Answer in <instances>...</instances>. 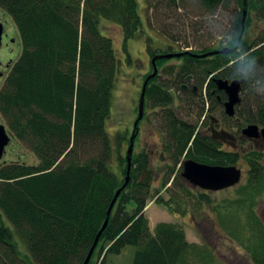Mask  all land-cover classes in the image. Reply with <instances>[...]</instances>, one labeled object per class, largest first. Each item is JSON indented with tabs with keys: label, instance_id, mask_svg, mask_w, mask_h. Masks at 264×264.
<instances>
[{
	"label": "trees",
	"instance_id": "1",
	"mask_svg": "<svg viewBox=\"0 0 264 264\" xmlns=\"http://www.w3.org/2000/svg\"><path fill=\"white\" fill-rule=\"evenodd\" d=\"M224 1L200 3L214 12ZM238 3L240 10L231 32L217 47L179 50L170 45L159 49L147 39L151 72L144 80L153 72V57L182 52L155 61L157 74L148 79L145 90L144 107L156 108L162 154H167L170 162L168 175L161 182L168 198L151 194L153 171L148 152L133 149L129 181L107 215L116 191L125 182L127 159L122 144L126 140L129 145L130 137L127 132H117L113 143L107 132L119 60L100 22L106 19L121 27L126 50L127 41L142 34L139 2L0 0L22 46L0 89V118L13 138L25 142L38 158L35 164L23 160L0 164V264H82L106 218L108 223L87 264H106L109 255L120 254L127 246L134 248L131 264H210L209 251L188 242L179 224L161 221L150 228L144 214L150 199L178 214L189 207L192 214L200 213L212 204L209 191L186 185L181 176L185 159L226 166L241 161L246 165V180L236 189V196L212 207L218 222L253 264H264V223L256 212L257 197L264 188V153L253 147L241 150L230 142L235 128L239 132L251 123L264 126V94L252 90L264 87V31L249 36L251 13L263 17L264 0ZM243 10L246 17L239 39ZM223 47L233 50L196 56ZM171 60L177 63L168 64ZM127 61L131 62L130 56ZM161 72L174 76L176 83H165ZM188 76L195 84L186 92L179 82ZM215 78L241 80V91L249 90L255 96L252 105L243 109L239 105L234 116H227L223 106L226 95L217 89ZM194 86L199 89L201 103L196 120H191L174 110L178 96L173 87L190 102L196 96ZM146 117L144 110L140 121ZM207 125L210 134L201 130ZM238 139L241 143L249 140ZM88 148L92 154L80 159V150ZM113 156L117 172L109 166ZM202 231L206 233V228ZM14 232L25 241L31 258L20 256Z\"/></svg>",
	"mask_w": 264,
	"mask_h": 264
},
{
	"label": "rangeland",
	"instance_id": "2",
	"mask_svg": "<svg viewBox=\"0 0 264 264\" xmlns=\"http://www.w3.org/2000/svg\"><path fill=\"white\" fill-rule=\"evenodd\" d=\"M138 2L139 12L143 21L142 34L141 36L129 39L126 44V50L123 49V32L121 27L106 19H101L100 22L101 31L111 37L117 59L119 60V70L115 86L112 90L111 114L107 119L106 126L107 132L113 139V143L117 132H127V137H130L134 130V121L138 113L136 108L138 107L144 75L151 72L147 39L151 38V46L159 49H166L170 45L179 50L217 47L220 42H225L226 37L231 32L236 15L240 10L238 0H225L214 12L206 10L201 5L200 0H178L177 2L172 0H138ZM251 17V28L253 30L249 32L250 38L254 37L260 30L264 31V16L262 17L253 11ZM0 20L4 25L0 46L1 89L9 68L20 55L22 46L18 30L12 18L2 8H0ZM128 56H130L131 62L127 61ZM174 63H177V61L171 60L168 62V64ZM160 75L161 80L165 83H174V76L164 75L162 72ZM179 84L186 85L187 89L185 91L187 92L190 90V86L195 83H193L192 79H187L185 82H179ZM252 90L255 93L260 92L264 94V92L257 89ZM173 92L178 96L173 104V108L177 114L180 117L196 120L197 106L201 103L198 87L196 89V96L191 97L190 102H187V98L189 97L185 96L176 87H173ZM241 97L240 108L243 109L252 105L255 96L249 90H245L241 91ZM144 110L147 117L140 121L141 123L136 133L138 137L134 141V149L136 152L141 150L148 152L150 167L153 171L151 194L162 195V197L167 199V194L161 188V182L168 175L170 162L167 154H162V132L159 128L158 114L155 113L156 108L150 105L147 108L144 107ZM186 114L191 115L187 117ZM210 114L212 115L213 113ZM0 122L9 129L4 119L0 118ZM209 128L210 126L208 125L201 126V130L207 134H210ZM233 136L230 142L237 144L239 149L246 150L249 147H253L264 153V137L256 141L249 139L241 143L240 139H238L239 136L243 137L241 135V128L239 132L235 128ZM229 144H227V147H229ZM127 147L126 140H124L122 150L126 151ZM91 150L89 148L80 150L79 158L82 160L86 159L92 154ZM10 160H23L31 164L38 162V158L28 148L26 143L16 140L12 135L0 160V164ZM109 166L111 171L117 172V163L114 156ZM236 166L241 169L239 183L225 189L209 191L208 194L213 205L221 202L223 199L234 198L236 196V189L245 182L246 165L240 161ZM177 168L178 166L176 170ZM186 185L189 188H194V186H191L187 182ZM212 204L205 205L200 213L194 212L192 214L191 207H189L184 214H178L156 203L155 199H150L144 209V214L148 218L149 225L153 228L156 223L161 221L179 224L184 229L188 242L197 243L209 251L211 254L210 264H253L251 257L245 249L237 241L233 240L218 222ZM256 212L264 223V188L257 197ZM1 218L4 219V216H1ZM4 220L5 224L12 228L9 221ZM205 228L206 233L202 231ZM13 239L17 244L20 256L24 259L31 258L25 241L16 232L13 233ZM131 248L133 251L134 248L132 246L129 250L131 251ZM116 256L109 255L108 259H106V264H112L110 262H114V264H131L132 256L130 255L127 258L129 256L127 251L122 253L120 257Z\"/></svg>",
	"mask_w": 264,
	"mask_h": 264
},
{
	"label": "water",
	"instance_id": "3",
	"mask_svg": "<svg viewBox=\"0 0 264 264\" xmlns=\"http://www.w3.org/2000/svg\"><path fill=\"white\" fill-rule=\"evenodd\" d=\"M246 1V0H245ZM246 17V10H243L242 16V30L239 35V39L242 37L243 28H244V19ZM4 25L0 20V46L2 43V35H3ZM233 48L223 47L218 50L208 51L203 54H196L198 57H206L217 53H227L232 51ZM181 53L176 54H158L152 58L153 64V72L147 76L142 84V88L140 91L139 101H138V114L137 118L134 121V130L132 135L130 136V143L126 150V159H127V172L125 177V182L123 185L116 191L109 208L107 210V215L110 214L112 207L119 195V193L124 189L126 184L129 181V174L131 169V157L134 149V137L138 132V122L143 118L144 115V103H145V90L148 79L155 76L157 74V67L155 65V61L161 58H169L174 55L180 56ZM0 76H2V72L0 71ZM188 79H191V76H188ZM215 83L218 90H221L225 93L226 99L223 102L224 111L227 116L235 115V108L242 102L241 97V85L242 81L235 80H227L222 78H215ZM183 89H186V85H182ZM194 91H196V86H194ZM241 135L247 139H255L259 136L264 137V127H261L259 124L251 123L247 124L241 129ZM11 139V134L8 132L7 128L3 123L0 122V160L5 153V148L9 144ZM181 176L194 187H198L204 190L217 191L224 188H228L239 183L241 179V169L236 165L226 166V165H211L205 164L201 162L194 161L192 159H185L182 162V170ZM108 223V219L106 218L101 229L97 233L94 242L82 264H87L91 259V256L94 252L96 244L99 240V236L102 230L106 227Z\"/></svg>",
	"mask_w": 264,
	"mask_h": 264
},
{
	"label": "crops",
	"instance_id": "4",
	"mask_svg": "<svg viewBox=\"0 0 264 264\" xmlns=\"http://www.w3.org/2000/svg\"><path fill=\"white\" fill-rule=\"evenodd\" d=\"M150 228H153V227L150 226ZM130 247H131V246L126 247L125 249H128V250L123 249L122 252H121L120 254H117V256H116V255H115V256H116V257H120V255H121L122 253H124V252L127 251V252H128V255H129L127 258H129L130 255L132 256V253H133L132 248H131V251L129 250ZM111 263L114 264V262H111Z\"/></svg>",
	"mask_w": 264,
	"mask_h": 264
},
{
	"label": "flooded vegetation",
	"instance_id": "5",
	"mask_svg": "<svg viewBox=\"0 0 264 264\" xmlns=\"http://www.w3.org/2000/svg\"><path fill=\"white\" fill-rule=\"evenodd\" d=\"M8 43V42H7ZM9 44V43H8ZM0 69H1V66H0ZM182 85H184V84H182ZM194 88V87H193ZM186 89H187V87H186ZM186 89H184V90H186ZM197 89V88H196ZM194 90V89H193ZM213 129H214V131L213 132H215V131H217V129L213 126L212 127ZM215 134H216V132H215ZM263 138V136H259L258 138H255V139H253L254 141H256V140H259V139H262Z\"/></svg>",
	"mask_w": 264,
	"mask_h": 264
},
{
	"label": "clouds",
	"instance_id": "6",
	"mask_svg": "<svg viewBox=\"0 0 264 264\" xmlns=\"http://www.w3.org/2000/svg\"><path fill=\"white\" fill-rule=\"evenodd\" d=\"M259 91L264 92V88L259 89Z\"/></svg>",
	"mask_w": 264,
	"mask_h": 264
},
{
	"label": "bare ground",
	"instance_id": "7",
	"mask_svg": "<svg viewBox=\"0 0 264 264\" xmlns=\"http://www.w3.org/2000/svg\"><path fill=\"white\" fill-rule=\"evenodd\" d=\"M240 104H241V103H240ZM240 104H239V105H240ZM239 105H238V106H239ZM236 107H237V106H236ZM235 109H236V108H235ZM224 189H225V188H224ZM207 191H211V190H207Z\"/></svg>",
	"mask_w": 264,
	"mask_h": 264
}]
</instances>
